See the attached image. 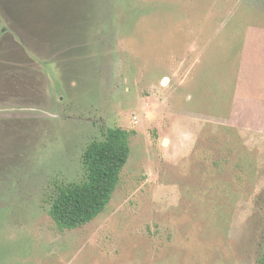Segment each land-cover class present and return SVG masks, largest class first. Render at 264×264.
Segmentation results:
<instances>
[{"label":"rangeland","instance_id":"obj_1","mask_svg":"<svg viewBox=\"0 0 264 264\" xmlns=\"http://www.w3.org/2000/svg\"><path fill=\"white\" fill-rule=\"evenodd\" d=\"M110 127L109 204L61 229L59 187ZM264 0H0V264H260Z\"/></svg>","mask_w":264,"mask_h":264},{"label":"trees","instance_id":"obj_2","mask_svg":"<svg viewBox=\"0 0 264 264\" xmlns=\"http://www.w3.org/2000/svg\"><path fill=\"white\" fill-rule=\"evenodd\" d=\"M130 154V131L121 127L108 128L103 139L86 147V179L59 187L50 206V214L61 229L83 226L105 210ZM259 262L264 264V253Z\"/></svg>","mask_w":264,"mask_h":264}]
</instances>
